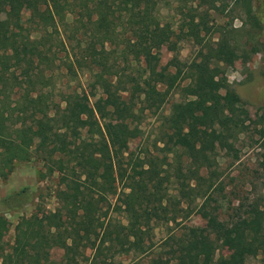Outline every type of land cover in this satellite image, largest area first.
<instances>
[{"label":"trees","instance_id":"obj_1","mask_svg":"<svg viewBox=\"0 0 264 264\" xmlns=\"http://www.w3.org/2000/svg\"><path fill=\"white\" fill-rule=\"evenodd\" d=\"M227 7L241 8L245 21L240 29L216 25L213 41L209 11ZM164 8L187 9L174 36L198 49L188 63L173 59L149 73L139 56L171 34ZM239 53L248 60L264 53V0H0V178L35 160L64 184L55 211L19 219L12 245L6 215L25 207L31 192L0 200V264H118L132 255V264H264L262 201L242 202L221 219L225 188L211 148L233 150L250 130L225 73ZM62 69L89 74L123 121L100 123L83 92L57 101ZM180 87L187 100L163 116L156 151H131L145 113L161 111ZM255 129L264 162L262 116ZM194 214L203 225H186ZM162 227L166 237L145 249ZM227 246L234 249L225 255Z\"/></svg>","mask_w":264,"mask_h":264},{"label":"rangeland","instance_id":"obj_2","mask_svg":"<svg viewBox=\"0 0 264 264\" xmlns=\"http://www.w3.org/2000/svg\"><path fill=\"white\" fill-rule=\"evenodd\" d=\"M173 8L177 9V4ZM173 8H164L161 11V22L169 26L167 29L171 34L168 36L163 35L160 41H157L158 46L150 48L149 51H144L142 56H139L140 65L149 73L163 71L173 59L188 63L196 56L198 48L194 42L181 40V38L174 36L179 33L181 19L185 17L187 9L180 10L184 12V14H180V11ZM209 14L210 27L214 28L213 41H216L219 37V33L215 32L216 25H226L227 27L240 29L245 21V15L239 7L233 10L230 7L225 10L224 8L216 11L210 10ZM237 35L241 43H244L247 39L246 32L241 31ZM152 40L155 42L157 38L154 37ZM168 71L174 73L175 68L170 66ZM61 73L62 80L57 82L56 86L57 101L61 98L60 94L83 92L90 96V103L97 109L96 113L100 123L123 121L119 115V104L115 101L105 103L107 96L101 91L93 89L94 80L89 74L77 71L69 77L66 69H62ZM225 73L229 85L237 92L243 106L248 110L251 124L249 132L240 136L233 150L222 149L221 143H212L211 148L215 149L219 155L221 179L225 188L223 196H220L218 201V204L221 205L220 216L223 220L231 217L234 214L233 209L242 202L248 205L255 200H260L264 206V162L261 158L259 134L255 129V123L259 121L261 116L264 121V53L253 55L250 60L239 53L230 64H226ZM188 83V81H184L182 87ZM182 87L174 91L161 111L145 113L140 125L141 135L131 142V151L136 153L156 151L154 145L157 140L163 137V116L170 114L174 103L187 100L185 93L182 92ZM24 188H28L31 192L30 202L22 209L6 215L11 223V229L5 236V240L10 245L14 243L15 226L21 217H29L35 212L42 213L56 210L58 206L57 194L58 191L64 189V184L60 173L49 174L42 162L34 160L17 164L8 178H0V200ZM111 216L115 217L117 214L112 213ZM117 217L121 218L120 215ZM185 223L189 227H198L203 225V220L200 216L194 214ZM155 233L151 246L146 244L145 249L157 244L156 248L160 241L166 237L167 229L165 227L158 228ZM233 249V247L227 246L221 252L227 255ZM61 254L57 251L54 258L59 261ZM90 254L91 252H88V256ZM135 257L136 255L123 257L118 259L117 262L118 264H132ZM247 264H260V260L259 258H250L247 260Z\"/></svg>","mask_w":264,"mask_h":264}]
</instances>
